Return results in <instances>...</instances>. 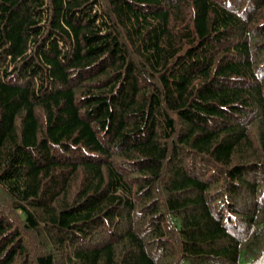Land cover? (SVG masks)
Masks as SVG:
<instances>
[{"label": "trees", "instance_id": "obj_1", "mask_svg": "<svg viewBox=\"0 0 264 264\" xmlns=\"http://www.w3.org/2000/svg\"><path fill=\"white\" fill-rule=\"evenodd\" d=\"M0 264H264V0H0Z\"/></svg>", "mask_w": 264, "mask_h": 264}]
</instances>
